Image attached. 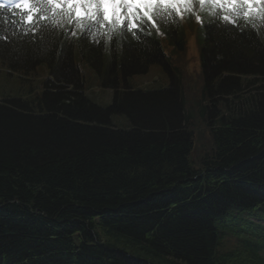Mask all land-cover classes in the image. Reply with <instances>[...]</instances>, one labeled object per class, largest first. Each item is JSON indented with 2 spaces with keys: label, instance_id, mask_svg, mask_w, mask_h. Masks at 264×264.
Returning a JSON list of instances; mask_svg holds the SVG:
<instances>
[{
  "label": "trees",
  "instance_id": "16d2710c",
  "mask_svg": "<svg viewBox=\"0 0 264 264\" xmlns=\"http://www.w3.org/2000/svg\"><path fill=\"white\" fill-rule=\"evenodd\" d=\"M211 24L189 103L153 39L95 46L0 22L8 66L53 79L39 95L0 88V264H264V36ZM152 66L167 85L135 88Z\"/></svg>",
  "mask_w": 264,
  "mask_h": 264
},
{
  "label": "snow or ice",
  "instance_id": "6c2138e0",
  "mask_svg": "<svg viewBox=\"0 0 264 264\" xmlns=\"http://www.w3.org/2000/svg\"><path fill=\"white\" fill-rule=\"evenodd\" d=\"M255 3L256 0H0V19L8 21L9 13L12 17L19 16V20L12 19L11 23L25 34L31 32L38 21L46 20L59 28L74 21L78 30H87V22H91L90 27L105 29L103 33L90 32L93 39L100 34L113 40L114 34L125 30L139 39L145 25L159 31V19L172 18L173 13L175 16L194 13L196 5L223 12L221 19L225 24H236L241 13L244 20L255 16L264 21V0H260L259 12L250 7ZM212 14L218 13L213 11ZM76 34L72 31L73 36Z\"/></svg>",
  "mask_w": 264,
  "mask_h": 264
},
{
  "label": "rangeland",
  "instance_id": "374dc122",
  "mask_svg": "<svg viewBox=\"0 0 264 264\" xmlns=\"http://www.w3.org/2000/svg\"><path fill=\"white\" fill-rule=\"evenodd\" d=\"M260 0H256L257 4ZM254 5H251L250 7L253 8ZM253 11H255L253 9ZM1 59V57H0ZM176 60V59H175ZM177 63L179 65V69H180V77L183 81V86H182V91L185 93V98L187 99V101L190 103L191 100H193L194 98V93H198V90L200 89V83H201V79H199L198 83L196 85H194V92L192 90V86L191 89L189 88V83L187 82V73H186V66H188V62L187 59L184 57H180L177 59ZM11 69H16V67L11 68ZM40 74L41 71H36L34 73H29L28 71L25 72H21V73H13L9 71V67L6 65L5 61L2 59V62L0 61V88L5 89V92H9L8 95L9 96H15V93H21L18 91H23V87L25 86V84H27V87H29L30 89L36 91V93H40L42 91V85L40 83ZM144 79L139 80L138 82V87L144 85V87H147V84L153 83L155 81L159 80V76L157 75V73H153L151 74L150 72L147 73L146 75L143 76ZM27 80V81H26ZM26 81V82H25ZM106 81V78H105ZM133 85H135V80L134 83H132ZM161 85H165V82ZM154 86H158L157 83H154ZM96 92L94 93V97L93 100L98 104L101 105L103 101H107L110 98V95L112 93V91L107 95L105 93L106 90H104L103 88L101 89H97L95 90ZM103 91V92H102ZM103 93V95L101 94ZM183 93V94H184ZM117 115V114H116ZM115 115V116H116ZM116 123H123L122 120L119 118V120L115 119ZM201 144H205L204 148H209L210 146V142L209 140L206 138V140H203L202 142H200ZM203 149V148H202ZM202 149L200 151H198L197 149L194 148V150L191 152L190 156H189V160L192 162L194 160H197L198 158H200L201 153H202Z\"/></svg>",
  "mask_w": 264,
  "mask_h": 264
},
{
  "label": "bare ground",
  "instance_id": "6f19581e",
  "mask_svg": "<svg viewBox=\"0 0 264 264\" xmlns=\"http://www.w3.org/2000/svg\"><path fill=\"white\" fill-rule=\"evenodd\" d=\"M226 245V244H225Z\"/></svg>",
  "mask_w": 264,
  "mask_h": 264
},
{
  "label": "clouds",
  "instance_id": "9594fccd",
  "mask_svg": "<svg viewBox=\"0 0 264 264\" xmlns=\"http://www.w3.org/2000/svg\"><path fill=\"white\" fill-rule=\"evenodd\" d=\"M198 20V19H197Z\"/></svg>",
  "mask_w": 264,
  "mask_h": 264
}]
</instances>
